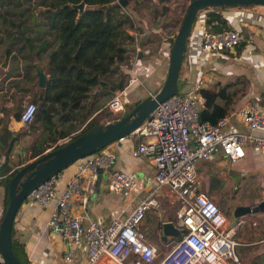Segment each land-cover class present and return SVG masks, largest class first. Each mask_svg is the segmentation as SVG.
Listing matches in <instances>:
<instances>
[{
	"label": "crops",
	"instance_id": "1",
	"mask_svg": "<svg viewBox=\"0 0 264 264\" xmlns=\"http://www.w3.org/2000/svg\"><path fill=\"white\" fill-rule=\"evenodd\" d=\"M189 1L185 0L186 3L182 4L185 9ZM140 2L144 5L136 7L134 1L130 2L128 10L135 20L137 39L142 43L139 45L143 49H149L150 53L139 54L137 58L132 57L130 66L121 67L125 75V86L122 89L125 109L123 115L129 111V106L134 107L145 97L161 89L167 74L170 48L181 22L178 17L182 15H176L184 12L183 7L176 8V12H173L172 7L164 11L160 8L164 3L159 0H140ZM213 9L221 10L227 20V26L242 31L246 40L231 51L202 53L200 37L202 31L206 29L204 19L207 11H199L186 41L177 82L178 88L197 98L202 118L215 120L229 116L227 131L247 132L246 125L234 115V112L246 103H255L259 95L264 93V7ZM0 37H2L1 32ZM8 44L4 42L0 46V166L3 165L6 157L5 141L9 143L11 138L18 135L8 155L10 163L23 152L25 154L30 146L34 132L30 127L21 125L18 115L22 104L41 93L36 71L33 72L36 77L27 76V70L24 68L26 60L16 58L13 51L5 54L4 50ZM38 65L45 73L44 67ZM22 71L25 75L21 74ZM134 76L137 80L130 82ZM115 77H118L117 74L113 78ZM201 89L212 90L209 94L215 98L214 103L217 108H207L204 105ZM118 91L120 90L114 88L108 95H100L92 115L98 114L103 108L107 109V102ZM111 121L114 120L102 124ZM81 127L72 134L77 133ZM253 133L262 135L260 131ZM137 145V139L126 136L122 141H115L105 147L114 155L111 169L132 174L136 178L137 186L132 191L111 193L108 189L111 169L103 170L93 182L92 189L84 190L85 203L81 204L77 198L73 201L72 212L80 217L82 225L92 220L107 225L115 217H125L149 192L150 187H153L154 169L149 159L146 156L131 155V151L137 148ZM29 161L31 160L27 162ZM23 163H14L13 166H22ZM229 168L239 171L237 183L228 175ZM72 169L73 164L62 172L63 177L57 185V195L60 194ZM195 170L198 189L216 203L228 220V228L233 231L234 239L238 242L235 253L239 263L264 264V211L240 217L235 224L231 220L237 205H252L264 201V148L259 149L248 143L244 147V156L231 162L218 147L209 161L196 163ZM82 183L83 185L88 183L86 177L82 178ZM3 187L0 183V216L3 210ZM164 192L167 198L161 197L160 207L147 212L139 225L146 241L157 249L156 262L178 243L172 236L165 238L161 236V224L166 221L176 223L178 210L169 190L165 189ZM55 204L56 201H53L47 207H42L24 201L17 210L12 228L17 239L24 246L28 264H64L62 257L66 245L58 236L51 234L47 227L49 212ZM84 252V248L80 246L75 264H86ZM105 261L99 264H110Z\"/></svg>",
	"mask_w": 264,
	"mask_h": 264
},
{
	"label": "built area",
	"instance_id": "2",
	"mask_svg": "<svg viewBox=\"0 0 264 264\" xmlns=\"http://www.w3.org/2000/svg\"><path fill=\"white\" fill-rule=\"evenodd\" d=\"M123 12L133 19L128 8ZM136 30L134 22L135 37L129 52L133 58L150 53L149 49L139 45ZM245 40V34L238 29H205L200 37V51L205 54L231 51ZM136 80L134 76L130 82ZM122 96V90L115 93L107 102V108L124 113ZM36 111L34 102L24 103L18 118L21 125L29 127ZM234 115L246 125L247 132L227 131L229 116L215 121L199 120L198 100L192 94L179 90L159 102L149 118L128 135L138 140L131 155L146 156L153 165L154 186L128 215L115 217L107 225L95 220L82 225L80 217L72 212L75 198L81 204L85 203L84 190L92 189L98 172L112 168L114 155L105 148L73 163L72 172L59 195L57 185L64 170L34 188L25 201L42 207L56 201L49 212L47 227L66 245L63 263L75 264L78 249L82 246L86 264H99L103 260L110 264H240L235 253L238 242L228 228V220L216 203L198 189L195 170L196 163L209 161L218 147L231 162L244 156V147L248 143L264 148V93L255 103L239 107ZM255 131L262 132V135H255ZM61 142L58 141L57 145ZM54 147L55 144L49 146L45 153ZM83 177L88 180L86 185L82 183ZM136 186L132 174L114 168L109 171L108 189L111 193L132 191ZM165 189L178 206L176 225L186 231L171 251L156 262L157 249L146 241L139 225L147 212L160 207L158 194Z\"/></svg>",
	"mask_w": 264,
	"mask_h": 264
},
{
	"label": "trees",
	"instance_id": "3",
	"mask_svg": "<svg viewBox=\"0 0 264 264\" xmlns=\"http://www.w3.org/2000/svg\"><path fill=\"white\" fill-rule=\"evenodd\" d=\"M81 1L85 9L78 15L77 9L70 4ZM167 1L169 0H159L164 3V11L169 10L165 5ZM126 2L125 7H121L116 0H39V4L46 6L47 10L43 19L37 22L42 27L35 32L36 43L30 42L29 48L23 49V54L28 60L24 68L27 70V76L36 77L33 72L38 63L44 67L48 79L45 87L40 89L42 98L40 99L36 94L29 101L36 104L37 111L29 126L34 135L25 151L26 162L42 157L49 147L47 145L55 144L53 148L55 149L102 122L123 116V113H114L108 108H103L96 115L92 114L100 95L111 93L110 87L122 90L125 86V75L121 67L130 66L132 56L129 52L135 37L134 21L123 12L124 8H128L131 0ZM134 3L138 7L144 5L140 0H134ZM14 20L10 17H2L0 31L4 39L0 37V43H9L4 50L5 54L11 53L12 42L17 40L10 31ZM204 24L209 31L230 29L221 10L217 9L206 12ZM116 65L119 66L118 70L114 68ZM115 74L118 77L112 79ZM211 91L200 90L204 105L207 108H217L214 103L215 98L209 94L212 93ZM132 106H129V110L133 108ZM79 127L81 129L72 134ZM17 138L18 135H15L9 143L5 141L6 157L2 165L0 183L5 187L6 207L9 202L8 183L13 175L26 165V162L22 166H13L10 163L8 155ZM60 139L65 141L57 145ZM11 246L21 263L28 264L24 246L17 239L13 228ZM0 264H5L1 257Z\"/></svg>",
	"mask_w": 264,
	"mask_h": 264
},
{
	"label": "water",
	"instance_id": "4",
	"mask_svg": "<svg viewBox=\"0 0 264 264\" xmlns=\"http://www.w3.org/2000/svg\"><path fill=\"white\" fill-rule=\"evenodd\" d=\"M119 3L121 7H125L127 4L126 0H119ZM70 6L77 9L78 15L85 9L82 1L77 4H70ZM242 6L264 7V0H190L173 39L167 74L159 91L145 97L119 119L99 124L89 129L66 144L45 153L42 157L31 160L13 175L8 183L9 202L0 220V257L5 264H22L14 254L11 246V230L17 210L25 201L27 195L39 184L66 169L76 160L105 148L119 138L128 136L135 128L139 127L149 118L151 112L159 102L179 91L177 82L186 48V41L199 11ZM125 47L127 48V46ZM114 68L118 70L119 66L116 65ZM35 71L38 86L42 89L45 87L48 78L38 64L35 65ZM110 89L114 90L113 87ZM39 98H42L41 93ZM199 120H202L201 116ZM100 173H102V170L98 172V174ZM227 173L235 183L238 182L239 171L229 168ZM1 176L2 166H0ZM258 211H264L263 200L252 205H237L231 220L235 224L238 218ZM185 231L184 228L178 227L172 221H166L161 224V236L163 238L172 236L177 241H180Z\"/></svg>",
	"mask_w": 264,
	"mask_h": 264
},
{
	"label": "flooded vegetation",
	"instance_id": "5",
	"mask_svg": "<svg viewBox=\"0 0 264 264\" xmlns=\"http://www.w3.org/2000/svg\"><path fill=\"white\" fill-rule=\"evenodd\" d=\"M46 10V6L40 5L39 0H0V28H2V17L15 19L10 26V31L17 39L12 42V51L16 58L27 61L23 49L24 47L29 48L30 42L36 43L35 32L42 27L37 22L43 19ZM2 38L4 39L3 34ZM16 48H19L20 51ZM21 74L25 75V72L22 71Z\"/></svg>",
	"mask_w": 264,
	"mask_h": 264
},
{
	"label": "rangeland",
	"instance_id": "6",
	"mask_svg": "<svg viewBox=\"0 0 264 264\" xmlns=\"http://www.w3.org/2000/svg\"><path fill=\"white\" fill-rule=\"evenodd\" d=\"M134 0H131V2H133ZM184 3H186L185 2V0H169V1H167V4H165L169 9L172 7V10H173V12H176V8H182L183 7V13H181V14H178L177 13V15H176V13H174V15H176V16H178V15H182V16H184V13H185V6H182V4L184 5ZM134 4V3H133ZM136 4V3H135ZM135 6V5H134ZM137 7H138V5H136ZM163 7H164V5L162 6H160V8L161 9H163ZM182 16H179L178 17V19H180V21H182ZM182 17V18H181ZM179 21V22H180ZM181 23V22H180ZM180 26V25H179ZM140 42V41H139ZM140 45H142V43L140 42ZM114 77V76H113ZM112 79H116V77L115 78H112ZM37 84H38V82H37ZM39 87V86H38ZM23 105V104H22ZM76 131V130H75ZM47 146H51V144L50 145H47ZM51 151V150H50ZM49 152V151H48ZM47 153V152H46ZM25 155H26V153L24 154V152H23V154L22 155H20V156H18L16 159H15V161L14 162H12L11 163V165H13L14 163H18V164H20V163H23V162H26V160H25ZM30 162V161H29ZM28 162H26V164H27ZM154 186V185H153ZM153 188V187H152ZM152 188L150 187V189H149V191L150 190H152ZM3 189H4V198H3V210H2V214H1V216H0V218L2 217V215H3V213H4V209H5V207H6V205H5V201H6V197H5V187H3ZM165 195V192L164 191H161V192H159V194H158V198L160 199L161 197H164V198H167L166 196H164Z\"/></svg>",
	"mask_w": 264,
	"mask_h": 264
}]
</instances>
